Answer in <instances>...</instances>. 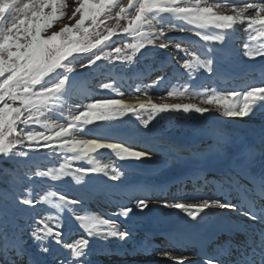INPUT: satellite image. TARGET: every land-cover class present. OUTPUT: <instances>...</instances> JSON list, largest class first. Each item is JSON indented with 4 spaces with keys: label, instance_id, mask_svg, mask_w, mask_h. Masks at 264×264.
<instances>
[{
    "label": "snow or ice",
    "instance_id": "1",
    "mask_svg": "<svg viewBox=\"0 0 264 264\" xmlns=\"http://www.w3.org/2000/svg\"><path fill=\"white\" fill-rule=\"evenodd\" d=\"M72 4L69 0H0V164L12 165L0 167V180L7 185L0 195V264H90V241L131 238L132 233L121 230L116 221L143 212L150 196L132 198L131 206L118 204L112 218H105L83 199L54 190L56 183L68 177L81 186L87 183L85 178L97 175L120 181L125 175L120 167L96 160L102 150L121 161L153 156L149 150H136L107 135L80 138L92 132L88 126L98 129L130 116L147 129L158 118L176 113L205 117L217 112L233 118L264 107V80L236 91L195 79L201 70L210 76L217 74V49L241 26H246L247 33L243 56L252 60L264 57V0H72ZM65 18L68 23H60ZM187 29L192 30L197 44L168 35ZM158 40L168 42L158 44ZM145 49L164 50L169 58L174 53L181 55L180 67L188 80L173 83L161 75L151 84H137L132 89L136 102L123 99L115 79L101 83L99 89L118 92L119 98L88 95L78 87L81 73L77 64L84 71L98 62L131 65ZM152 89L164 91L161 101L186 98L199 103H157L149 95ZM77 93L82 99L73 104ZM36 127L43 131H35ZM216 150L224 154L222 141ZM40 151L48 153L50 163L55 162L52 157L63 162L58 167H42L30 155ZM241 157L240 164L214 181L224 200L198 189L196 194L162 202L163 207L179 210L192 221L203 219L213 209L236 213L248 221L243 242L228 239L203 253L199 264H264V161L259 173L252 174L249 167L255 150L246 149ZM171 158H177L176 154ZM81 161L85 166L74 167ZM241 177L252 187L241 184ZM196 178L209 183L202 174ZM233 191L239 195V203L232 202ZM24 209L30 215L21 224L17 213ZM65 218L75 221L84 235L66 243ZM233 233L234 228L225 222L220 234ZM53 244L68 255L50 261ZM162 255L174 264H195L189 257L171 252Z\"/></svg>",
    "mask_w": 264,
    "mask_h": 264
},
{
    "label": "bare ground",
    "instance_id": "2",
    "mask_svg": "<svg viewBox=\"0 0 264 264\" xmlns=\"http://www.w3.org/2000/svg\"><path fill=\"white\" fill-rule=\"evenodd\" d=\"M124 2L127 3V0H124ZM120 23L124 24L126 21H121ZM244 27L246 26L238 28L236 32L230 35L231 38L226 41V45L217 49L215 56L216 67L221 74L230 72L237 63V58H243L242 64L246 63L249 65L248 67L260 58L257 57L252 60L243 56V44L247 40V33L243 30ZM168 35L193 45L197 44V38L193 36L191 29L183 32H169ZM161 42H165V40L157 41L158 44ZM168 61L167 57H161L150 67L163 69L168 66ZM259 71L260 73L264 72V69L250 71L251 77L246 85L258 86L255 82L261 79L258 76ZM229 75L232 74L229 73ZM195 79L197 82H206L209 86L221 90H232V87L236 84V82L225 80L224 76L217 77V81L213 82L210 75L203 72V70L195 75ZM246 85H240L237 91L242 90ZM161 88L163 87L161 86ZM83 92L85 91L83 90ZM149 95L157 103H199V100L186 98L161 101L151 95V93ZM81 99V94L77 93L71 103H79ZM123 99L129 102H136V95L124 93ZM140 99H145V97L141 96ZM83 102L87 103L88 101L85 99ZM205 106L207 107V105ZM65 115H67V112H65ZM90 127L92 132L88 136L80 135V138L90 139L94 138L95 135H107L117 141H125L127 145L139 150H149L154 157L152 164L142 168H128L111 157H100L98 160L100 164L115 165L121 168L125 175L120 181H108L103 175H97L91 179L85 178L87 183L83 186L68 182L73 189H76L87 198L90 209L93 212L103 215L105 218H112L111 214L117 210L118 204L131 206L132 198L134 197L141 199L145 196L151 197L149 207L143 212H137L127 219L118 218L116 221L121 230L127 228L132 233L131 238L126 241L114 239V252L108 253L106 256H100L92 250L90 253V264H174L173 261L165 257L149 258V252L153 248L161 246L157 242L161 240L172 242L170 245L163 243L162 247L169 249L173 255L189 257L195 264H199L201 258L197 256V253L201 247L206 248L207 239L203 235L208 230L207 217L214 211L224 209H213L203 219L198 218L197 221H192L179 210L162 206V202L165 199L172 202L166 195L163 196L164 189L169 182L192 181L195 175L200 174L195 165L196 150L211 145L204 137L206 133L218 132L240 142H246L247 137L263 133L264 107L258 106L253 113L246 117L233 118L223 116L217 112L206 114L205 117L195 113H176L171 116L158 118L147 129L141 127L135 118L130 116L123 117L121 120L111 124H102L98 129L94 126ZM172 153H175L177 158H171ZM203 192L212 195L214 193L211 189L209 192L206 190ZM237 219L241 221L244 225L243 227L248 224V221L244 218L237 216ZM172 221L178 222L176 228L170 226ZM82 235L84 233L81 230L76 233L67 232L65 239L67 242H71L79 239ZM230 239L234 243H241L245 239V235ZM178 241L186 245L184 252L174 249L173 244H177ZM90 248L92 249L91 244ZM66 253L68 252L66 251ZM134 255H138L139 259H136Z\"/></svg>",
    "mask_w": 264,
    "mask_h": 264
},
{
    "label": "rangeland",
    "instance_id": "3",
    "mask_svg": "<svg viewBox=\"0 0 264 264\" xmlns=\"http://www.w3.org/2000/svg\"><path fill=\"white\" fill-rule=\"evenodd\" d=\"M69 3L72 4V0H69ZM72 7H75V4H72ZM60 23H68L67 19H63ZM59 25H57L58 27ZM167 40H165L166 43ZM168 42V41H167ZM187 42V41H186ZM120 46L123 45V41L117 42ZM116 45H113L115 47ZM186 46V45H185ZM144 55L140 56L138 55L136 61L134 64H109L107 62H98V66L93 67L91 69H88L87 71L81 70L79 68V64L76 65L77 71L81 73L80 77H78V87L84 90L88 95L93 96H103V97H111V98H118V92H123L125 94L129 95H135L132 92V89L137 84H151L153 80H155L158 76L165 75L168 80H171L173 83H176L179 81V79H175L171 76L172 68H177L180 71H182V74H185V70H183L180 65L183 63V58L179 54H173L172 58H169L167 56V53L164 50L161 49H145L143 50ZM161 57H167L169 59L168 64L170 63V60L172 62V67L169 70L164 71L163 69H153L150 66L156 61L159 60ZM86 62L84 60H81V63ZM167 64V65H168ZM181 74V77L183 76ZM111 79H115L116 81V87L118 92H112L109 90H100L99 85L101 83H107L110 82ZM166 85H162V87H165ZM149 93L151 95L155 96L156 98H160L164 96V91H160L157 89H152ZM160 100V99H159ZM198 100V99H196ZM197 102V101H196ZM51 119H55L54 116L50 117ZM89 128H91L89 126ZM92 129V128H91ZM35 131H43L42 128L36 127ZM136 150H139L136 148ZM142 151V150H141ZM30 155L33 158V161L36 163H39L42 167H58L59 163L63 162L62 158L60 157H52L51 159L55 161L54 163L49 162L48 153L45 151L40 152H34L30 153ZM100 157H111L113 159H116L114 154H112L108 150H102L99 155L96 156V160L98 161ZM152 159H143V160H117L118 163H121L125 167L128 168H142L147 167L150 164H152ZM26 163V162H24ZM12 165L8 163L0 164V167H11ZM85 166V162H75L74 167H82ZM75 183L71 180L70 177L65 178L63 183H56V189L63 193L71 194L72 198H81L86 202V206L90 208L87 198L83 196L80 192H78L76 189H73L69 183ZM0 192L1 195L4 193L7 185L0 180ZM81 186V185H80ZM39 191V189H38ZM196 193V192H195ZM42 194V193H41ZM188 194V193H187ZM19 217V222L23 224L27 217L30 215L29 210L24 209L22 211H18L17 213ZM64 240L67 243V240L65 239V235L67 232L70 233H76L80 231L75 221L65 218L64 219ZM27 239V237H25ZM113 242L114 239H109L107 241H96L92 240L90 241V244L92 245V250L97 253L100 256H106L108 253H113ZM29 245H31V241H28ZM157 244V243H156ZM157 248V249H156ZM156 249V250H154ZM164 248L162 246L155 247L149 252V258L152 259L154 257L160 258L163 257L162 253L167 251L163 250ZM170 252V251H167ZM68 253H66V250L56 246L52 245V252L51 255L48 257V259L51 261L54 257L60 256L65 257ZM136 259H139L138 255H134Z\"/></svg>",
    "mask_w": 264,
    "mask_h": 264
},
{
    "label": "trees",
    "instance_id": "4",
    "mask_svg": "<svg viewBox=\"0 0 264 264\" xmlns=\"http://www.w3.org/2000/svg\"><path fill=\"white\" fill-rule=\"evenodd\" d=\"M2 184H0V187H1ZM0 195H1V192H0Z\"/></svg>",
    "mask_w": 264,
    "mask_h": 264
}]
</instances>
